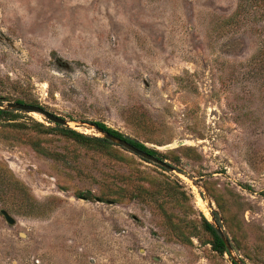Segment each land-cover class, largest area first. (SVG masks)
Wrapping results in <instances>:
<instances>
[{
  "label": "rangeland",
  "instance_id": "1",
  "mask_svg": "<svg viewBox=\"0 0 264 264\" xmlns=\"http://www.w3.org/2000/svg\"><path fill=\"white\" fill-rule=\"evenodd\" d=\"M260 60L264 0H0V100L88 135L102 122L175 167L15 111L21 126L0 120V210L15 220L0 213V264H232L201 227L213 210L233 254L264 264ZM152 180L183 194L152 199Z\"/></svg>",
  "mask_w": 264,
  "mask_h": 264
},
{
  "label": "trees",
  "instance_id": "2",
  "mask_svg": "<svg viewBox=\"0 0 264 264\" xmlns=\"http://www.w3.org/2000/svg\"><path fill=\"white\" fill-rule=\"evenodd\" d=\"M264 62V60H260V63ZM17 101H22V100H17ZM18 114L11 109H0V120L5 121V124L7 126H12L13 128H16L17 126H21L22 124L19 122H11L16 117ZM50 122V121H49ZM52 123V122H51ZM100 128H102L104 131L109 132L113 135H116L118 137H122L123 134L120 133L117 130H114L110 127H107L104 123L95 121L93 122ZM17 125V126H16ZM33 130L36 132H50V131H56L58 134L69 138L78 144L84 145V146H89L97 149H103V148H108L110 146H113L114 144L110 142L109 140L101 137V136H94V135H88L82 132H78L72 128L61 126L59 124H55L54 127H44L40 123H35V126L33 127ZM31 147L39 154L42 155H50V153L42 147L36 140L30 141L29 142ZM133 144L138 147L139 149L154 155L158 156L161 159H165L166 156L160 154L158 151L149 148L142 144L141 142H133ZM171 161H174L175 163L179 162V157L178 156H172ZM150 162V161H148ZM161 167V166H159ZM162 169L165 170V168L161 167ZM148 187H144L143 194L144 195H150L152 199H159L161 203H163L165 197H168L169 199L177 198L179 195L183 194L179 190V185L176 183H166V184H161L158 182H155L154 180L150 181L149 184H147ZM156 185L157 188L154 187ZM87 195V194H86ZM89 195V193H88ZM86 199H90V196H85ZM215 201H217L216 198H214ZM111 201V202H116L118 201L117 198L111 197L110 194H100V201ZM212 219L214 222H216L220 227L222 226L221 222V215L219 212L216 210L211 211ZM201 227L204 230V232L208 236V243L211 245L212 249L216 251L217 253L223 255L224 253H227L226 246L224 242L221 240L220 236L215 230L214 223L209 221L207 218L202 216L201 218ZM235 264V263H233Z\"/></svg>",
  "mask_w": 264,
  "mask_h": 264
},
{
  "label": "water",
  "instance_id": "3",
  "mask_svg": "<svg viewBox=\"0 0 264 264\" xmlns=\"http://www.w3.org/2000/svg\"><path fill=\"white\" fill-rule=\"evenodd\" d=\"M0 109H11L14 111H20V112H26V113H29V112L37 113L50 122H53L55 124H59V125L65 126V127H69L68 122L64 118L50 112L49 110H47L46 108H44L40 104H30V103H26L23 101L0 100ZM90 125L93 126V128L101 135V137L109 140L113 144L120 146L121 148H124L125 150L134 154L135 156H138L139 158H141L145 161H150L152 163H155V164L165 168L166 170H169V171L175 170V167L172 164H170L169 162H167L166 160H163L158 156L151 155V154L139 149L138 147H136L133 144V142H139L138 140L131 138L128 135H123L122 137H118L116 135H113L109 132L104 131L102 128H100L99 126H97L93 122ZM181 143H182V141H181ZM0 213L2 214L4 219L7 221V223L14 224V222H15L14 218L6 210L1 209ZM213 223H214V227H215L216 232L218 233L221 240L224 242V244L226 246L227 254L230 255V259H231L232 264L233 263L245 264L243 261H241L237 256H235L233 254L234 249H233L232 243L229 240L228 236L224 233L222 228L216 222H213Z\"/></svg>",
  "mask_w": 264,
  "mask_h": 264
},
{
  "label": "bare ground",
  "instance_id": "4",
  "mask_svg": "<svg viewBox=\"0 0 264 264\" xmlns=\"http://www.w3.org/2000/svg\"><path fill=\"white\" fill-rule=\"evenodd\" d=\"M35 114H37V113H35ZM39 115V114H38ZM206 213H208V211H206Z\"/></svg>",
  "mask_w": 264,
  "mask_h": 264
}]
</instances>
